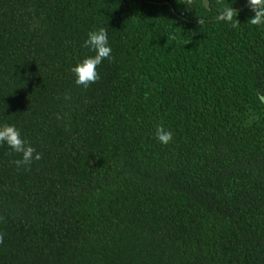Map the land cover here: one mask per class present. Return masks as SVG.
<instances>
[{
  "label": "trees",
  "instance_id": "obj_1",
  "mask_svg": "<svg viewBox=\"0 0 264 264\" xmlns=\"http://www.w3.org/2000/svg\"><path fill=\"white\" fill-rule=\"evenodd\" d=\"M208 2L0 0V125L42 154L0 144V264H264V25Z\"/></svg>",
  "mask_w": 264,
  "mask_h": 264
},
{
  "label": "clouds",
  "instance_id": "obj_2",
  "mask_svg": "<svg viewBox=\"0 0 264 264\" xmlns=\"http://www.w3.org/2000/svg\"><path fill=\"white\" fill-rule=\"evenodd\" d=\"M247 3L253 13L248 22L252 25H264V0H247ZM237 15V11L233 10L231 7H226L219 13L217 19L229 22L233 28H236L239 26L240 22L237 19L235 23H232V21L234 17H237ZM203 23L204 21L200 19L199 24ZM35 26L36 25H34V27ZM168 38L175 39V36ZM83 46L88 48L93 55L86 56L82 60H79L73 67L70 68V71L74 76L75 84L77 86L87 88L100 79L97 67L101 65L105 59H112V49L109 46L106 29L101 27L99 29L89 31ZM64 99H70V95L65 94ZM57 119H61V116L57 115ZM155 137L164 145L169 144L173 140L172 132L166 129L163 125L156 126ZM5 143L15 153L20 155L19 159L11 162L16 166L17 170L22 167L25 170H28L33 161H39L42 159V154L37 152V150L32 147L28 141L21 137L20 131L14 125H9L7 123L0 125V144ZM0 219L3 218L0 217ZM3 239V233H0V243H3Z\"/></svg>",
  "mask_w": 264,
  "mask_h": 264
},
{
  "label": "water",
  "instance_id": "obj_3",
  "mask_svg": "<svg viewBox=\"0 0 264 264\" xmlns=\"http://www.w3.org/2000/svg\"><path fill=\"white\" fill-rule=\"evenodd\" d=\"M203 3H204V5H205L207 8H209V2H208V0H203ZM243 8H250V6H249V4L247 3ZM260 98H261L262 102L264 103V96H261Z\"/></svg>",
  "mask_w": 264,
  "mask_h": 264
}]
</instances>
